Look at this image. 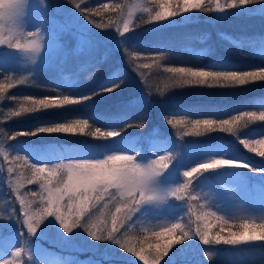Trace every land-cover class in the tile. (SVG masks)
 I'll list each match as a JSON object with an SVG mask.
<instances>
[{
	"label": "rangeland",
	"instance_id": "obj_1",
	"mask_svg": "<svg viewBox=\"0 0 264 264\" xmlns=\"http://www.w3.org/2000/svg\"><path fill=\"white\" fill-rule=\"evenodd\" d=\"M76 4L81 5L83 12L75 6ZM104 4L107 5L104 7L107 12L102 13L101 8ZM122 4L123 0H75L74 3L69 2V0H45L43 4L40 0H29L23 18L24 26L29 31H35V27L43 29L42 34L46 44L42 55L35 64L25 63V57L17 50L9 49L7 45H0V56L16 53L5 65L8 69L16 72L9 71L0 74L1 77L5 78V76L12 75L19 78L21 75H27L28 72L26 71L31 72L29 79L24 84H16L15 79L12 81L0 80L5 84L9 82L14 84L9 93H4L5 99L0 101V127H3L5 133V128H10L9 124L46 119L57 115L58 112L77 111L80 108L75 105L72 109V104L70 107L69 105L53 106L10 117L8 115L10 111L18 112L21 107L34 106L31 100H25L24 97H31L33 100H42L46 97L58 99L68 92L85 93L88 89L95 88L97 85L117 76L118 68H121L123 76L129 81V87L116 96L123 100H114L116 97H108L107 99L104 97L105 103L102 104V107L105 109L112 108V114H134L143 110L149 115L153 108L155 110H159V108L181 109L204 102V100L188 101L178 98L159 100L160 93L153 90L151 86L156 84V89H163L171 77L165 76L166 74L156 66L159 60L166 56L164 54L163 56L160 54L144 55L146 52L140 51L141 49H149V51H165L167 49L169 51L167 57L178 59L187 58L186 56L190 52L193 56H199L201 62L218 66L223 61L217 60V56L212 54L214 48L206 50L205 41L197 42L193 39L189 44H179V33L190 34L201 27L193 24H172L158 27L157 25L160 24H152L143 31H132L131 24L135 20L134 17L142 15V12H135L129 24V33L120 36L117 28L123 30V21L126 18L125 10L117 7ZM198 17L205 18L206 16L195 11L194 17L191 19ZM118 19L119 23H117ZM252 21L251 17L249 23L251 24ZM96 24H107L109 27L97 28ZM219 28L220 32L224 30L218 24L211 22L203 27L208 32L207 36L204 37L205 40L211 36V30L219 34ZM233 28H239V24L233 25ZM27 39H21L20 42L26 43ZM87 40H91V45L87 43ZM252 42L257 51L264 55V46H257L256 39H252ZM125 48L128 50L125 51ZM132 53L137 55H132ZM118 63L120 66L116 68ZM144 64H148L149 67H143ZM149 68L151 70L155 68L154 72L152 71V73ZM147 71L152 74L147 76ZM148 92L153 96L152 99L149 98ZM163 96L174 97L178 94L177 92L167 93L165 91ZM144 97H146V101H144ZM99 100L98 97L97 101ZM93 103L86 100L85 104L92 105ZM91 105L88 106L87 111L96 110ZM107 114L110 115L109 113L105 115L108 116ZM112 117L116 116L113 115ZM117 118L118 116L116 120ZM105 120L109 121L110 119ZM108 123L109 131H121L117 122H106V124ZM11 127L14 126L11 125ZM121 128L125 130H122L119 139H81L78 142H71L68 141V138L75 137L76 133H56L54 136L60 137L59 139L52 138L54 136L46 133H38L37 135H19L13 141H9L8 146L15 151H11L7 159L0 156V183L6 184L5 193L0 197V212L5 216L11 215V218L9 220L0 219V245L4 250V252L0 251V257L9 259L12 247L21 242L20 233L25 236L28 235L26 226H22L23 213L16 197L20 196L26 202L31 201L34 212L47 204L46 199L41 201V196H47V192L40 187L42 181L34 180L32 184H28L27 180L33 179L31 170L19 160L13 163L12 157L26 155L36 159L39 155L48 152L45 159L58 163L59 160L56 158L61 156L103 159L105 155L111 154V151H105V148L115 150L135 147L137 151L142 149V155L138 159L146 161L147 158H155L153 153L156 152V149L152 145L159 142L182 144L183 151L172 161L168 170L162 172L152 181V187L158 191H164L170 186L183 183L185 180L182 175L183 171L194 167L197 163H206L210 158L233 159L237 162H246L249 167L219 166L215 169L205 170L193 180L189 189L191 195L196 196L199 193L201 199L205 200L211 209L201 207L203 205L201 199L192 202L195 214L188 211L189 206L184 204L182 200L172 197L141 203L131 217L126 218L125 222L118 226V238L131 245L133 229L153 232L159 231L160 227H170L171 223H180L184 231L190 232V238L181 241L186 244V249L182 248L183 254L187 258L193 259L189 262L172 259L173 262H159V264H209V262L243 264L246 261L255 262V260L264 257V241H253L251 245H227L222 242L204 244L198 242L194 234L197 228L204 229L206 224L211 225L208 228L210 236L214 235L213 230H220L214 227V219L210 216L197 220L198 215L209 210L216 211L226 217L237 213L254 217L264 216V171L253 170L254 168L264 169V158L259 157V159L254 160L240 152L236 147L217 139L178 143L176 139H162L161 134L155 129L146 133L143 130L127 129L122 125ZM175 128L179 129L178 127ZM12 130L11 133H23ZM30 131L34 130L24 132ZM247 132L252 135L264 134L260 128L250 129ZM78 134L76 135L77 138H83L80 133ZM61 137H67V139ZM128 137L138 139L140 145L126 143L125 138ZM240 137L241 133H238L237 140H240ZM95 145L101 147L97 149ZM122 154L135 155V153ZM158 155L167 157L168 151H161ZM31 162L30 160L29 163ZM10 166L14 168L12 173L7 171ZM28 170L31 174L28 173ZM18 178L19 186L17 185ZM52 186L60 187L55 182ZM109 192L114 194L115 199L105 195L101 201L96 203L95 207L89 209V212H91L90 219L94 218L100 227L106 225L108 229H111L112 216L116 215L119 219L123 213V209L121 213H116V208L121 206L119 201L126 198L120 197L115 189H109ZM33 193L36 195L33 196ZM182 195L187 199L188 192ZM36 196H38L39 201H37ZM63 203H67V200ZM38 205L42 206L37 208ZM62 211L67 214L70 210L64 208ZM18 224L21 227L16 229ZM27 246L30 258L23 256L20 264H23L24 261L26 264H99L101 262L100 256L105 259L111 258L110 261L112 262L109 264H132V253L122 252L118 245L109 240L95 241L91 239L79 226L65 234L55 218L51 216L38 228L36 234L28 239ZM205 252L209 253L210 256L206 257Z\"/></svg>",
	"mask_w": 264,
	"mask_h": 264
},
{
	"label": "snow or ice",
	"instance_id": "obj_2",
	"mask_svg": "<svg viewBox=\"0 0 264 264\" xmlns=\"http://www.w3.org/2000/svg\"><path fill=\"white\" fill-rule=\"evenodd\" d=\"M71 2H75V0H71ZM215 2V11H223L225 9H232L238 6H247L249 4H257L264 3V0H249V2L237 3V0H225L224 4H221L220 0H214ZM78 9L81 8V5H75ZM107 7V5H104ZM193 9L200 10H212L210 9L205 0H186V2L179 7L177 10H166L163 12H157L155 16H152L151 19L156 22H168L169 17H176L180 13H187ZM26 14V11L23 7L18 6L13 14L14 22H16L20 27L25 28L23 18ZM134 14V13H133ZM87 19V17H85ZM97 28H107L109 25L107 24H96ZM29 33V37L26 43H21L20 40H16L15 43H11L7 47L9 49L17 50L21 55L25 57V63L35 64L38 58L42 55L43 50L45 48V37L42 34L43 29L40 27H35V31L26 30ZM129 25L128 22L124 23L123 30L118 27L117 32L120 36H123L126 33H129ZM87 43L91 45V40H87ZM123 44V43H121ZM0 45H4L0 43ZM128 49L125 48V51ZM16 53H10L8 56H0V74L6 72H16L8 69L5 65L9 62V60L15 56ZM132 55H137L136 53H132ZM163 56V53L160 54ZM159 59V57H157ZM143 67L148 68V64H144ZM167 71L172 74V76L167 81L165 88H157L156 91L160 94H164L166 88L168 87H183L185 85H225L231 83L233 86H242L249 84L250 82L255 81H264L259 79L260 76H264V67H257L251 71H230V70H213L212 68L205 67H171L168 68ZM30 75V71H26ZM180 73L181 75H186V78L182 81H176L173 79L174 74ZM143 75V74H142ZM249 78V82L245 83L244 78ZM5 79L8 81H12L15 79L16 84H24L23 76H19L16 78L12 75L5 76ZM115 79H110L107 83L111 86H102L98 91L94 92L92 95H100L103 92H113L116 88L119 87V84L116 83ZM14 86L13 83L9 82L5 84L4 82H0V101L5 99L4 93L6 89H10ZM92 95L79 96V97H70L63 96L58 99H49L44 98L42 100H33L31 97H24L25 100H31L33 107H21V109H26L24 111L18 112H9V116H19L22 113H31L33 111H37L39 109H47L49 107H60L69 104H80L86 100L91 99ZM146 101V97L143 98ZM259 116H264V112H261ZM247 117L249 120H256L257 114L255 112H241L239 116H233L231 119H193L191 121H177L176 123H183L186 126L190 124L188 128V134L193 136L204 135L210 131H223L230 134H234L233 129L238 127L237 122L241 120V118ZM260 121H264V119H259ZM169 124H172L173 121L171 119L168 120ZM142 127V125H140ZM90 127L89 121L87 119H78L69 122L68 124L56 123L50 126L37 127L34 131L17 133L13 132L11 135L5 133L3 127H0V156H3L7 159L11 151H15L11 147H9V141L14 140L19 135H37L38 133H80L87 134L97 139L101 140H110L113 138L119 139L122 135L121 131L110 130V131H102L101 128L97 127L95 131H89L86 133V129ZM179 136L180 133L177 132ZM242 140V139H241ZM240 140V141H241ZM239 141V142H240ZM126 143L134 144L139 146L140 141L136 138H125ZM97 149H99L100 145H95ZM152 147L156 149V152L153 153L155 156L154 159H148L150 161L149 167L144 170V177L142 181V189L141 191L136 192L133 196L126 198L125 200L119 201L121 204L120 207L116 208V213H121L122 209L128 210V215L122 213L121 217L118 219L116 215L112 216L111 229H108L105 225L104 227H100L94 220V218L90 219L91 212H89L90 208L96 206L98 201H101L105 195L112 197L115 199L113 193L109 192V189H115L110 186L111 181L105 176L100 169L105 165L106 161L104 159H95V158H66V157H57L59 160L58 163L51 162L50 160H46L45 157L48 152L39 155L36 159H33L30 156H15L12 157L13 163L17 160L21 161L27 168H29L32 172L33 179H28L27 183L32 184L34 180L42 181L40 183L41 189L47 192V196H41V201H47L46 206L42 209H38L37 211L32 210V202L25 201V199L17 196L16 199L19 201L20 210L23 213V225L27 228V236L21 234V242L19 245L12 247L11 256L9 259H3L0 257V264H20L22 257L27 256L30 258L29 249L27 246L28 239L35 235L38 228L44 223V221L49 217H54L56 222L60 225L64 232H69L73 228L79 226L83 228L91 239L95 241H104L109 240L113 244L118 245L120 249L127 253H133L136 257H138L144 264H159L161 260L164 259L165 256L169 254L174 245L181 241H185L190 238V232L184 231L183 226L180 223H171L170 227H160L159 231H153L152 235L155 236L159 242L155 244H147L140 248L139 251L136 250L135 247L130 246L128 243L122 242L120 238H118L117 234L119 232V225L125 222L126 218L131 217L132 213H134L137 209V206L143 202L151 201V200H163L166 197H172L177 200H182L184 204H187L188 211L193 212V201H197L201 199V196L198 194L196 196L191 195L189 191L190 186H192L193 180L202 174L205 170L215 169L219 166H238L244 167L249 165L246 162H237L233 159H225V158H210L206 163H197L194 167H190L187 170L183 171L182 175L185 178L183 183L176 184L175 186H170L164 191H158L152 187V181L155 177L160 175L162 172L168 170L172 161L176 159L183 151V145H177V143H156L153 144ZM168 151L167 157L163 155H158L161 151ZM105 151H111V153H135L128 154L130 156H134L135 159L142 155V149L137 151L136 148H118L115 150H109L105 148ZM175 153V154H173ZM106 156V155H105ZM264 158V157H262ZM113 159L109 157V160ZM32 161L29 163V161ZM66 161H98L97 164H91L88 166L87 171L76 173L71 168L67 170V172L63 175L60 174L58 167L61 166L62 162ZM84 167L83 165L80 166ZM254 171H264V169L254 168ZM8 173H12L14 168L12 166L8 167ZM53 182L56 185H60V187H53ZM19 178L17 180V185L19 186ZM16 190L15 188L13 189ZM116 190V189H115ZM152 191V195L150 198L145 199L143 197V192ZM192 191L193 188H192ZM117 192V191H116ZM188 192L187 199L182 195L183 193ZM36 193H33L35 196ZM121 197V195H119ZM67 200V203H63ZM201 207H205L201 205ZM67 208L70 211L65 214L62 209ZM134 209V211H133ZM193 214H195L193 212ZM212 217L214 213H210L208 211L202 212L196 218L197 220L204 219L205 217ZM11 215L5 216L2 212H0V219L9 220ZM216 221H222L223 218L216 216ZM35 222V223H33ZM248 221H243V226L246 232L248 227ZM211 225L206 224L205 231L203 234H200L199 228L196 230V235L199 236L201 242H205L207 244L208 237L210 233L208 228ZM95 228V230H93ZM180 229V234L176 233V230ZM106 233V235H105ZM147 239V237L145 238ZM213 242L224 241L225 237H223L220 232H217L215 235L211 236ZM246 240V236L244 233H241L239 236H234L231 241H227L228 245H238L235 241ZM253 242V241H250ZM143 244L144 241H141ZM243 244V243H240ZM20 249L19 252L16 250ZM149 250H152L149 253ZM151 255V259L149 256ZM210 256V254H208ZM26 264V261L23 262Z\"/></svg>",
	"mask_w": 264,
	"mask_h": 264
},
{
	"label": "trees",
	"instance_id": "obj_3",
	"mask_svg": "<svg viewBox=\"0 0 264 264\" xmlns=\"http://www.w3.org/2000/svg\"><path fill=\"white\" fill-rule=\"evenodd\" d=\"M116 1V0H115ZM121 1V0H117ZM186 0H151L149 4L150 9H154L149 13H142L141 16L134 17L131 27L132 31H143L147 27L152 24H160L157 25L158 27L166 26V25H188L193 24L200 26L201 28L191 32L190 34H183L179 33V44H189L190 41L193 39L197 42H204V46L206 50L210 48H214L212 54L217 56V60L223 61L218 66H211L210 64H206L199 60V56H193L189 52L183 58H174V57H167L169 51L166 49L159 50V51H149V49H141L140 51L146 52L144 55L150 54H161L163 53L165 58L159 60L156 64L159 70L163 71L166 75L165 76H172L171 73L167 71L168 68L171 67H205V68H212L213 70H230V71H251L257 67H264V55H262L257 49L255 48L252 39H256L257 46H264V3H257V4H249L247 6H238L232 9H225L223 11H215V2L214 0H205L207 6L212 10H200V9H193L187 13H180L176 17H169L168 22H156L151 19L152 16H155L157 12L160 10H177L181 7ZM221 4L225 3V0H220ZM108 3V2H107ZM111 3V2H110ZM109 3V4H110ZM105 5V4H104ZM99 9V8H98ZM102 13L107 12L106 8L102 6L101 8ZM200 12L201 14H205V18L198 17L196 19H191L194 17V12ZM188 14V15H187ZM192 14V16H189ZM189 16V17H188ZM253 19L252 23H249V20ZM144 20V23H141V20ZM218 24L224 30L219 34L215 31H210V37L205 40L204 37L207 36L208 32L203 27H206L208 23ZM239 24V28L234 29L233 25ZM157 28V27H156ZM242 28V29H240ZM236 42H235V41ZM178 44V45H179ZM139 52V51H137ZM120 64L116 65V68L119 67ZM154 72L155 68L152 70ZM147 71V76L151 75L152 73ZM137 74V73H136ZM164 76V77H165ZM116 83L119 84V87L115 89L113 92H103L100 95H92L94 92L98 91L102 86H111L107 82L102 83L101 85H97L95 88L88 89L85 93L80 92H68L64 93L63 96H70V97H79V96H86L92 95L90 101L94 102L91 104H85L86 101L80 104H72L73 106L78 105L80 108L77 111H66V112H58L55 116H50L46 119H36L31 122L26 123H12L9 124L10 128H5L6 133L10 135L12 129L16 131H28V130H35L37 127L43 126H50L56 123L68 124L71 121L78 120V119H87L89 121L90 127L86 129V133L89 131H95L97 127L101 128L102 131H109V123L112 122L119 124V129L125 130L121 128L125 126L127 129H135L136 131L143 130L144 132L148 133L151 129L157 130L161 134L162 139L167 140H174L178 143L189 142L193 140H211L217 139L222 141L225 144H230L233 147H236L240 152L249 156L250 158L257 160L259 159L255 153L248 152L247 149L243 147V145L239 142L241 139H259L262 135H252L247 132V130L260 128L262 132H264V121H260L259 119L256 120H249L247 117L241 118L237 122L238 130L235 135L223 132V131H210L204 135L200 136H193L188 134V128L190 124L187 126L183 123H176L177 121H191L193 119H231L233 116H239L241 112H255L257 117L261 112H264V81H255L250 82L249 84L242 85V86H233V85H185L183 87H168L166 88V92H177L178 96H159V100H167L172 98L178 99H185L188 101H202V103H197L196 105L189 106L187 108L181 109H160L155 110L153 108L149 115L146 114L145 111H139L134 114H112L111 109L103 108L102 104L105 103L104 99L108 97H116L119 95V92L125 91L129 87V81L125 79L122 74L121 68L117 70V76L111 79H115ZM128 77V76H126ZM5 79L4 77L0 76V80ZM156 84H153L151 87L153 90L156 91ZM11 89H7L6 93H9ZM32 95V94H31ZM62 96V97H63ZM148 96L152 99L153 96L148 92ZM98 97L100 98L97 101ZM105 97V98H104ZM121 98V97H119ZM116 97L114 100H123ZM103 99V100H102ZM95 100V101H94ZM98 102V103H95ZM71 104H69L70 107ZM93 106L96 110L94 111H87L88 106ZM73 112V113H71ZM109 113L110 115L106 116L105 114ZM115 115L118 116L117 120L116 117H112ZM109 118V121L105 119ZM151 118V120H149ZM171 119L173 121L172 124L168 123V120ZM13 125L14 127H11ZM116 125V126H117ZM142 125V127L140 126ZM148 125V126H146ZM178 127L179 129H176ZM150 130V131H149ZM177 132L180 135H177ZM238 133H241V139L237 140ZM47 135L54 136L56 133H46ZM75 137L68 138V141L71 142H78L81 139H97L96 137L87 135V134H80L83 138ZM264 135V134H263ZM55 139H59L58 137H52ZM62 139H67V137H61ZM13 141V140H12ZM11 142V141H10ZM28 173L31 172L28 170ZM5 183H0V197L5 193ZM6 195V194H5ZM7 197V195H6ZM37 201H39L38 196H36ZM42 205L36 206L37 208ZM214 219L213 217H211ZM210 218V219H211ZM235 223V222H229ZM222 225V226H220ZM21 225H17L16 229L20 228ZM214 227L220 230H213L214 235L217 232L226 233L228 231H236L235 228H224L223 224L216 221L214 219ZM1 230V229H0ZM180 232L179 229L176 230L178 234ZM195 236L198 242L201 243L199 236ZM147 237V239H145ZM141 241H144L142 244ZM159 242L158 239L152 235V232H145L143 230H134L131 233V245L136 248L137 251L140 250L141 247L147 244H155ZM218 244V243H217ZM228 245V244H227ZM243 245H251V242L243 243ZM186 249V244L184 242H179L172 250L169 252L167 256L164 257L163 260L160 262H171L173 260L178 261H185L189 262L193 258H187L184 256V250ZM182 249V250H181ZM0 251L4 252L0 245ZM124 252L123 250H121ZM152 250H149L151 253ZM194 253V252H193ZM3 254V253H2ZM64 255V253H63ZM151 256V255H150ZM182 256V257H179ZM131 261L132 264H144L139 258H137L133 253L131 254ZM100 263L99 264H109L112 260L111 258H103L102 256L99 257ZM151 259V258H150ZM173 262V261H172ZM209 264H218L215 262H209ZM243 264H264V257L259 258L258 260L253 261H246Z\"/></svg>",
	"mask_w": 264,
	"mask_h": 264
},
{
	"label": "clouds",
	"instance_id": "obj_4",
	"mask_svg": "<svg viewBox=\"0 0 264 264\" xmlns=\"http://www.w3.org/2000/svg\"><path fill=\"white\" fill-rule=\"evenodd\" d=\"M41 4L45 2V0H40ZM71 2V0H69ZM151 0H123L122 5H118V8H123L125 10L126 18H124V23L130 21L133 17V13L142 12L149 13L151 10L149 8ZM244 2L247 3L249 0H237V3ZM29 0H0V43L4 45H10L13 41L26 39L29 37V33L22 27H20L16 22H14L13 14L15 9L20 6L23 7L26 11ZM145 21L142 19L141 23ZM119 23V19L117 20ZM31 75V74H30ZM29 74L22 75L23 81L26 82L29 79ZM186 78V75H181L180 73H176L173 76V79L176 81H182ZM259 79L264 80V76H260ZM245 83L249 82V78H244ZM225 85H232L231 83ZM163 97V94H160ZM30 108V107H29ZM26 109H21L24 111ZM258 119H264V116H258ZM238 127L233 129L234 134H236ZM240 143L243 145L248 152L255 153L258 157H264V135H262L259 139H242ZM109 157L113 159L109 160ZM106 161L105 165L100 169V171L108 177L111 181L110 186L115 188L117 193L121 195V197L128 198L133 196L136 192L141 191L142 189V181L144 177V170L149 167L150 161H140L134 158V156H130L128 154L122 153H111L107 154L103 157ZM98 161H66L62 162L61 166L58 167L60 174L63 175L67 172L69 168H71L74 172L79 173L88 170V166L91 164H97ZM83 165L84 167H80ZM244 167H247L244 165ZM155 189V188H154ZM152 191L143 192V197L145 199L150 198L152 195ZM199 195V193H197ZM203 206L208 209H211L207 205V202L203 199ZM134 211V209H133ZM125 215H128V210H123ZM210 213H214L212 216L214 219L216 216L222 217V221H218L223 224L224 228H235L236 231H228L226 233H220L223 237H225L224 241H217L215 243H224L227 244V241H231L234 236H239L241 233H244L246 236V240L237 239L235 243H246L250 241H264V216L254 217L244 213H237L233 216H224L222 214H218L216 211H208ZM229 221H234L235 223H229ZM243 221H248V227L244 229ZM258 221V222H257ZM35 223V222H33ZM59 223V222H58ZM159 227L160 225H154ZM200 234H203L207 231L206 228L199 229ZM68 232H65L67 234ZM92 238V237H90ZM213 242L211 236L208 237L207 244ZM205 244V242H202ZM17 252L20 249L16 250ZM209 253L205 252L204 255L208 257Z\"/></svg>",
	"mask_w": 264,
	"mask_h": 264
}]
</instances>
